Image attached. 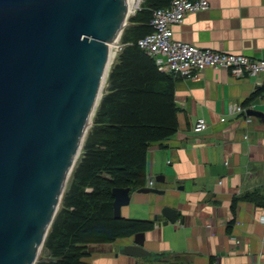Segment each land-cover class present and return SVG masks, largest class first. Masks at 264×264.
Wrapping results in <instances>:
<instances>
[{"label":"water","instance_id":"water-1","mask_svg":"<svg viewBox=\"0 0 264 264\" xmlns=\"http://www.w3.org/2000/svg\"><path fill=\"white\" fill-rule=\"evenodd\" d=\"M130 15L129 0H0V264H36ZM246 115L264 122L262 110L249 106ZM131 191L113 188L116 218ZM181 214L164 206L154 219L166 226ZM145 240L146 232L135 234L115 256L170 261Z\"/></svg>","mask_w":264,"mask_h":264},{"label":"crops","instance_id":"crops-1","mask_svg":"<svg viewBox=\"0 0 264 264\" xmlns=\"http://www.w3.org/2000/svg\"><path fill=\"white\" fill-rule=\"evenodd\" d=\"M209 1V8L189 13L174 26L175 38L264 58V0ZM174 78L178 132L148 149V180L166 193L133 190L123 208L124 217L155 223L146 232L145 247L171 259L139 264H264V208L245 198L264 189V122L246 111L231 112L233 105L245 108L264 85V74L237 78L227 69L208 68L193 78ZM249 106L264 111V94ZM199 118L208 122L203 133L194 131ZM161 176L165 180L157 181ZM164 206L181 210L176 224L155 221ZM132 237L118 240L108 253H95L94 259L136 264L134 258L115 256Z\"/></svg>","mask_w":264,"mask_h":264},{"label":"trees","instance_id":"trees-1","mask_svg":"<svg viewBox=\"0 0 264 264\" xmlns=\"http://www.w3.org/2000/svg\"><path fill=\"white\" fill-rule=\"evenodd\" d=\"M172 1L142 0L130 15L92 127L45 240L50 257L36 264H88L84 259L91 256L93 246L112 245L154 229L150 220L116 218L112 190L145 187L150 145L179 129L175 74L159 70L155 58L138 45L154 30V11ZM263 94L264 85L245 107ZM245 198L264 208V189ZM237 203L236 199L233 209Z\"/></svg>","mask_w":264,"mask_h":264},{"label":"built area","instance_id":"built-area-1","mask_svg":"<svg viewBox=\"0 0 264 264\" xmlns=\"http://www.w3.org/2000/svg\"><path fill=\"white\" fill-rule=\"evenodd\" d=\"M209 6V0H173L170 6L156 9L152 19L154 30L141 38L138 45L155 58L162 72L183 78H193L208 68L227 69L237 78L263 75L264 58L255 59L245 54L205 49L175 38V25L183 24L189 13ZM246 109L233 105L231 112ZM207 128L208 122L204 118H199L194 124L196 133H203ZM154 184V181L148 180L146 186Z\"/></svg>","mask_w":264,"mask_h":264},{"label":"rangeland","instance_id":"rangeland-1","mask_svg":"<svg viewBox=\"0 0 264 264\" xmlns=\"http://www.w3.org/2000/svg\"><path fill=\"white\" fill-rule=\"evenodd\" d=\"M137 8L133 9V11H132L133 13H131V15L134 14V11ZM116 44H117V46H114L115 47V51H116V56L114 57V59L112 61V64H113V62L115 61L116 57L118 56V54L120 52L119 44H121V38H120L119 43H116ZM112 64H111V66H112ZM106 85H107V82L105 84V87H106ZM105 87H104V90H105ZM103 93H104V91H103ZM118 248H120V247H118ZM112 249H113V244L112 245H108V246H93L92 247V254H91L90 257H88L90 259H87L88 260V264H98V263H101L103 261V259H102L103 257H101L100 259H94V254L95 253H100V252L108 253ZM50 254H51L50 251L45 247V244H44L43 247H42V249H41V251H40V253H39V255H38V258H37L36 263L39 260H41L42 258H44V257L45 258H49L50 257Z\"/></svg>","mask_w":264,"mask_h":264},{"label":"bare ground","instance_id":"bare-ground-1","mask_svg":"<svg viewBox=\"0 0 264 264\" xmlns=\"http://www.w3.org/2000/svg\"><path fill=\"white\" fill-rule=\"evenodd\" d=\"M140 5V0H129V7H130V12L133 13V9L137 8ZM117 46V44L112 45L111 47V56H110V61L112 64V61L114 59V57L116 56V51H115V47Z\"/></svg>","mask_w":264,"mask_h":264}]
</instances>
